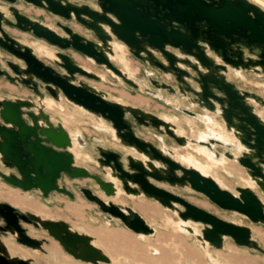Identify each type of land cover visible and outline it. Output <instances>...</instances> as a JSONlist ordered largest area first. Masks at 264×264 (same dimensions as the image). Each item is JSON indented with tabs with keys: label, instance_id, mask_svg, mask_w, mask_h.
Returning <instances> with one entry per match:
<instances>
[{
	"label": "water",
	"instance_id": "1",
	"mask_svg": "<svg viewBox=\"0 0 264 264\" xmlns=\"http://www.w3.org/2000/svg\"><path fill=\"white\" fill-rule=\"evenodd\" d=\"M0 1V50L9 56L6 66L0 60V76L38 96L0 97V166L9 170L0 169V176L5 181L21 190H37L49 201L53 191L75 197L62 181L65 175L91 178L101 193L78 184L83 197L97 206L107 224L123 225L142 241L155 236L158 226L115 196L145 197L174 211L179 220L173 224L195 235L213 264L221 262L210 248L223 249L227 238L264 253L250 225L220 217L163 185L200 193L222 210L264 224V95L251 87L264 88L263 6L253 0ZM21 3L62 19L55 21L59 29L27 13ZM10 28L33 39L17 37ZM43 42L55 49L41 53ZM236 44L244 49H234ZM70 50L173 111L157 113L112 98L88 81L105 77L78 62ZM127 55L142 63L138 71L125 66ZM41 88L50 96L47 104ZM64 101L97 117L98 123L87 125L101 136L69 129L47 111ZM102 134L123 149L109 147ZM209 156L230 177L237 175L225 164L230 160L241 166L244 185L233 190L205 173L197 165L199 158ZM82 158L100 173L90 164H79ZM0 214L16 228L23 245L42 248L43 239L29 235L18 222L16 206L0 201ZM20 216L46 229L76 259L111 261L90 235L73 230L65 220L29 211ZM89 217L97 222L93 214ZM30 261L16 257L8 264Z\"/></svg>",
	"mask_w": 264,
	"mask_h": 264
},
{
	"label": "rangeland",
	"instance_id": "2",
	"mask_svg": "<svg viewBox=\"0 0 264 264\" xmlns=\"http://www.w3.org/2000/svg\"><path fill=\"white\" fill-rule=\"evenodd\" d=\"M253 1L257 2L256 0ZM19 6L33 16L43 18L46 23L50 24L55 29H59L55 24V21L58 19L63 21L60 18H56L48 14L43 9L26 6L22 3L19 4ZM261 6L264 7V5ZM67 23L71 25L75 30L87 36H91L78 22L69 21ZM9 30L17 37L23 38L27 41L33 39L30 34H26L22 31L11 28ZM13 30H15L16 32ZM42 46L44 47V49L43 47L39 49L41 53H44V50L53 51L55 49L45 42L42 43ZM0 52L2 53L0 60L2 64L6 66L4 59L9 56L1 50ZM73 54L78 62L83 63L86 67L93 69L94 71L102 74L105 77V81L88 80L87 78L86 79L90 83H93L107 90L112 97H125L122 99H128L129 101L149 108H160L161 104L151 99V97H143V93L141 91L135 89L130 85L127 86L121 80L115 78L113 74L105 70L103 67L95 65L77 52L73 51ZM116 63L121 67L124 66V64L119 61H117ZM127 64L133 71H138V68L142 66V63L140 61L130 55H127ZM125 66L127 67L126 63ZM116 82H120L121 85L116 86ZM29 95L30 91L27 88L17 86L7 80L5 77L0 76V97H28ZM60 104L62 105V108L60 107ZM60 104H56L54 107L52 106V109H49V111H51L54 117L61 118L69 129H74L75 127L78 128L79 126H82V128L87 132L88 137L94 135L101 136L99 132L87 125V123L90 121L99 122V119L97 117L88 112L79 110L69 102ZM138 130L143 135L154 139L152 136L147 135L143 130L139 128ZM102 135L107 138V141L111 146L119 150L123 149L121 145L110 139L106 134ZM201 159L205 161L208 159V157H201ZM79 161L81 164H90L83 158ZM216 166H220L218 162L211 164L210 174L223 183V181L218 176V173H220L231 189L234 190L236 184H244L239 176L246 177V174L242 167L234 161L230 162L229 160V170L234 172L237 175L236 177L227 176L224 172H222L221 167ZM91 168L94 171L100 173V171L93 165H91ZM0 169L3 171H9L4 166H0ZM62 181L73 190V192L75 193V197L70 198L66 195L55 192L49 198V201H47L42 198L39 192L22 191L21 189L16 188L15 186L5 181L0 176V189L5 191L12 190V192H14L13 199L18 201L21 200L27 205L21 207L13 204L7 199L1 198L0 201L10 202L14 206L24 211L28 210L29 212H36L38 214L39 212L31 205L45 206L52 215H41L42 217L47 219L65 220L69 223L73 230L88 234L92 237L93 242L99 248H101V250L106 253L111 259L109 263L101 264H135V262L139 261V259L144 260L147 263L154 262L155 264H186L185 262H189V264H213L208 260L204 250L200 247L199 241L195 237V235L185 234L183 230L177 228V224H173L174 222L179 220L178 215L174 211L162 207L158 202L145 197H128L124 194H119L114 198L117 201H121L134 206L147 218L148 221L158 226V231L155 236L146 238L144 241H142L134 232L127 229L123 225H117L114 222H112L111 224H107L104 221L103 215L97 208V206L88 202L79 192L76 186L78 184H81L90 186L91 188L97 190V192L101 193L95 186L93 179H72L71 177L65 175ZM163 185L175 192L181 193L191 202L219 215L220 217L234 219L238 222L250 225L253 229L254 236L264 247V224L251 223L247 218H244L239 214L222 210L213 202H211L206 196L200 193L186 188L172 187L168 184ZM140 201H145L143 203V208L136 204V202ZM90 214H93V216L97 219V222L92 223L90 221ZM25 226L29 229V232L33 236L39 239H43L41 249L26 248L21 244L16 245V248L21 249V251L18 253L30 258L33 264H92L74 258L63 248L59 241L50 236L46 229H44L42 226L37 227L34 224L28 223H25ZM50 247L52 248L50 249ZM150 248H157L160 254H154V250ZM46 250L48 252H46ZM150 250H152V255L158 256V258L149 257L151 256L149 254ZM210 252L221 262V264H264V253L246 247H240L236 245L230 238H227L225 247L223 249L217 250L214 247H211ZM191 259H195L196 261L191 262Z\"/></svg>",
	"mask_w": 264,
	"mask_h": 264
},
{
	"label": "flooded vegetation",
	"instance_id": "3",
	"mask_svg": "<svg viewBox=\"0 0 264 264\" xmlns=\"http://www.w3.org/2000/svg\"><path fill=\"white\" fill-rule=\"evenodd\" d=\"M239 47L244 49V47L242 45H240V44H236L234 49H238ZM115 84L118 85V86L121 85L120 82H116ZM40 90L43 93H45L47 99L44 100V103L47 104L48 103V99L50 98V96L48 95V93L44 89L41 88ZM29 91H30V95L28 97H26V98L37 100V98H38L37 94L35 92L31 91V90H29ZM22 191L30 192V191H37V190L33 189V190H22ZM37 192H39V191H37ZM55 192L56 191L51 192L50 197ZM39 194L41 195L40 192H39ZM17 209L19 211V215H17L18 222L25 228L26 232L29 235H32L29 232V229L25 226V223H28V222H25L24 219L20 216V214L28 215V210L24 211V210H22V209H20L18 207H17ZM28 224H32V223H28ZM17 244L23 245L19 241V233H18V231L16 230V228L14 226L8 225V223L6 222L5 218L0 214V264L11 263L12 261L15 260L16 257L23 258V259H26V260L30 259L28 257L23 256L20 253H12L11 250L13 248H16ZM23 246L26 247V248H31L32 249V247H30V246H27V245H23ZM46 252H48V251L46 250ZM31 264H33V263L31 262Z\"/></svg>",
	"mask_w": 264,
	"mask_h": 264
},
{
	"label": "bare ground",
	"instance_id": "4",
	"mask_svg": "<svg viewBox=\"0 0 264 264\" xmlns=\"http://www.w3.org/2000/svg\"><path fill=\"white\" fill-rule=\"evenodd\" d=\"M258 3H260L261 5H264V0H256ZM13 31H15V30H13ZM16 32V31H15ZM1 52H0V57H1ZM126 65H127V68L129 69V70H132V69H130V66L127 64V62H126ZM209 159V160H208ZM208 159L207 160H205V161H203V159H201V158H199V160L201 161V163L199 164V165H197V166H199V168H201L205 173H208V174H210L211 172H210V168H211V164H213V163H215V162H217L212 156H209L208 157ZM247 183H251L249 180H248V182ZM13 197H14V192H12V190H8V191H5V190H2V189H0V198L1 199H7V200H9L10 202H12L13 204H15V205H18V206H21V207H24L25 205H27L25 202H23V201H21V200H14L13 199ZM145 201H140V202H136V204H138L139 206H141L142 208L144 207V205H143V203H144ZM34 209H36L38 212H39V214L40 215H42V216H49V215H52L48 210H47V208L45 207V206H38V205H31ZM177 228L178 229H181V230H183V228H181V227H179V226H177ZM146 238H149V237H146ZM52 247H50V249H51ZM150 249H152V250H154V254H160L159 253V250L157 249V248H150ZM11 250V249H10ZM152 250H150V252H149V254L151 255V256H149V257H153V258H158V256H155V255H152ZM12 253H18V252H20L21 251V249H19V248H13L12 250ZM25 253V252H24ZM148 254V255H149ZM191 262H195L196 260L195 259H191L190 260ZM186 264H189V262H185ZM135 264H155L154 262H152V263H147L146 261H144V260H141V259H139V261H137V262H135ZM216 264V263H215Z\"/></svg>",
	"mask_w": 264,
	"mask_h": 264
},
{
	"label": "crops",
	"instance_id": "5",
	"mask_svg": "<svg viewBox=\"0 0 264 264\" xmlns=\"http://www.w3.org/2000/svg\"><path fill=\"white\" fill-rule=\"evenodd\" d=\"M75 1H78V0H75ZM1 2V1H0ZM20 7V6H19ZM31 7H33V6H31ZM21 8V7H20ZM34 8H36V7H34ZM23 9V8H22ZM24 10V9H23ZM10 31V30H9ZM27 34V33H26ZM75 52V51H74ZM70 53L73 55V57L75 58V56H74V54H73V50H70ZM46 60V59H45ZM46 61H49V60H46ZM250 79L252 80V81H255V82H260V81H263V80H259L258 78H256V77H250ZM240 86H242V87H249V86H251L249 83H247V82H241V81H238V80H235ZM93 84V83H92ZM95 85V84H94ZM97 86V85H96ZM99 87V86H98ZM252 88H254V90H256V91H258V92H260V93H262L263 95H264V88H260V87H254L253 85L251 86ZM99 88H102V87H99ZM102 89H104V88H102ZM122 96V95H121ZM22 97H25V96H22ZM112 97V96H111ZM143 97H149V96H147V95H145V94H143ZM112 98H114V97H112ZM121 98V97H120ZM122 98H125V97H122ZM151 99H153V98H151ZM127 101H129L128 99H126ZM153 100H155L156 102H158L159 104H161V106H160V108L159 107H157V108H149V107H145V106H142V105H140V104H138V103H135V102H132V101H129V102H131V103H134V104H137V105H139V106H141V107H143V108H145V109H147V110H151V111H154V112H157V113H159V112H161V111H164V112H172L173 110H172V108L171 107H168V106H165L163 103H161V102H159V101H157L156 99H153ZM66 101H64V102H62V104H64ZM56 105V104H55ZM55 105H53V107L55 106ZM57 105H59V103H57ZM49 109H52V108H48L47 109V111L49 112V113H51V111H49ZM52 114V113H51ZM52 116L54 117V115L52 114ZM56 119H58V120H60L61 122H63L64 124H65V122L61 119V118H59V117H55ZM67 121V120H66ZM90 122H93V121H90ZM94 123H98V122H94ZM66 125V124H65ZM67 126V125H66ZM79 129H81L82 131H84L85 132V134L87 135V132L85 131V129H83L82 128V126H79L78 127ZM91 128V127H90ZM88 136V135H87ZM94 136H96V135H94ZM92 137V136H91ZM145 137H147V138H149V139H151L150 137H148V136H146L145 135ZM106 140H107V138H106ZM109 147H112V148H115V147H113V146H111L110 144H109ZM116 149V148H115ZM231 162V161H230ZM78 163L79 164H81L80 163V161H78ZM90 166V165H89ZM91 167V166H90ZM225 167L229 170V161L225 164ZM222 172H223V170H222ZM225 173V172H224ZM226 174V173H225ZM227 175V174H226ZM218 176H219V178L225 183V184H227L228 185V183L223 179V177H222V175L220 174V173H218ZM227 176H229V175H227ZM230 177V176H229ZM241 185H244V184H241ZM229 186V185H228Z\"/></svg>",
	"mask_w": 264,
	"mask_h": 264
}]
</instances>
